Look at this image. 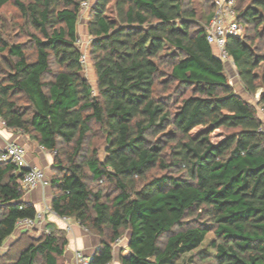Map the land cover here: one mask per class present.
<instances>
[{"label":"trees","instance_id":"16d2710c","mask_svg":"<svg viewBox=\"0 0 264 264\" xmlns=\"http://www.w3.org/2000/svg\"><path fill=\"white\" fill-rule=\"evenodd\" d=\"M111 1L94 0L86 24L94 91L77 46L79 0H12L25 40L0 21V118L53 152L50 208L99 237L89 264L110 262L124 231L119 264H197L209 230L206 264H264V128L206 40L213 0L200 11L193 0H113L109 16ZM238 1L244 31L226 48L264 106V0ZM158 75L170 92L158 93ZM92 124L104 133L101 158L87 147ZM154 167L164 172L148 176ZM14 170L0 161V246L36 212ZM46 227L7 264H64L65 233Z\"/></svg>","mask_w":264,"mask_h":264},{"label":"rangeland","instance_id":"374dc122","mask_svg":"<svg viewBox=\"0 0 264 264\" xmlns=\"http://www.w3.org/2000/svg\"><path fill=\"white\" fill-rule=\"evenodd\" d=\"M249 0H239L240 5H245L248 3ZM80 4V11H79V17L77 20L76 24V34H77V46L80 48L82 52V57H83V70L82 73L83 75L89 80L90 84L92 85L93 91L94 86H95V76H94V71L92 68V64L88 55V47H89V41L91 38V35L87 32L86 24L89 19V10L94 2V0H79ZM194 4L196 5L198 11L203 10L206 8V4L203 3L202 0H193ZM113 0L107 4L106 7V14L109 16H112L113 13ZM0 21L4 24V27L7 30V33L12 39H17V40H25L26 35L23 32H20L19 30V25L23 24V20L19 15V11L17 7L13 4L12 0L8 1L4 5L0 7ZM200 23H203V20L199 21ZM244 31V27H242V31ZM228 67L226 68V66ZM224 66H225V71L228 75L229 82L232 85L233 89L243 98L246 100L250 101L251 103L255 104L257 107V114L260 117L262 121V128H264V112L260 111L258 108L260 107V104L256 103V99L258 96V93L262 90L261 88L257 89V91L252 94L248 93L245 91L240 83V81L237 79L236 76V69L232 66L230 62L224 61ZM163 72L166 71V66L161 65ZM165 76V75H164ZM159 75L156 77V85L155 88L158 91L159 94H166L170 92L169 85L171 83H163L161 84L159 81ZM166 84V86H165ZM173 85V84H171ZM88 144L87 147H92L95 146L98 149V155L101 158L103 154V148H104V133L101 130L100 127H98L97 124H92V130L91 133L89 134L87 138ZM20 144L24 143L21 140L15 141ZM43 168V167H42ZM45 173L47 178L49 179L52 172L51 169H45ZM164 170H161L159 168H152L150 169L147 174L148 176L151 175H156L163 173ZM166 172V171H165ZM88 184L92 187L99 186V187H104L106 191H111L112 190V183H109L107 181H102V182H96L92 180L91 178H86ZM49 185V184H48ZM47 189H50V186H47ZM51 190V189H50ZM24 193V192H23ZM45 203V202H44ZM47 204L42 205L43 209L44 206ZM41 210V209H39ZM46 217V213H44ZM193 215H188L185 217V225H189L193 223ZM42 226L40 227H31V228H17L11 235L7 236L3 243L0 246V264H7L17 253V251L28 241L36 238L38 235H40L43 232H46V223L43 222ZM178 229L177 227L174 228V230ZM62 230V229H61ZM64 231V230H62ZM127 231H124L122 234V237L126 235ZM122 239V238H120ZM215 236L211 230H209L199 245V247L196 249L197 250V255H196V262L197 264H206L207 260L211 258L213 252H214V247L211 245L213 241H215ZM120 247H124V240L123 241H118L114 242L112 244V253L113 257L116 260L117 259V253L120 250ZM123 252H126L123 250ZM200 255H203L205 257L202 258ZM41 258L38 259L36 264H41Z\"/></svg>","mask_w":264,"mask_h":264},{"label":"built area","instance_id":"2783aa9c","mask_svg":"<svg viewBox=\"0 0 264 264\" xmlns=\"http://www.w3.org/2000/svg\"><path fill=\"white\" fill-rule=\"evenodd\" d=\"M213 4L212 16L204 25L206 40L217 57L230 62L233 66L226 48V38L242 33L243 24L236 17V0H213ZM80 59L83 62L82 55ZM258 109L264 112V106H260ZM0 123L3 124L1 118ZM25 151V146L15 141H9L0 148V161L10 162L15 166L14 171L20 172L19 182L23 192L37 186H46L49 184V179L41 166L26 163ZM44 213L57 215L50 208V205H45L44 209L36 210L33 217H21L17 219L15 227L25 229L40 227L44 221ZM60 217L63 219L67 218V216ZM66 229L69 230V225H67ZM120 240L118 238L115 242ZM89 258L81 249L76 248L73 251L72 260L64 264H89ZM106 264L111 263L107 262Z\"/></svg>","mask_w":264,"mask_h":264},{"label":"crops","instance_id":"0c3cea01","mask_svg":"<svg viewBox=\"0 0 264 264\" xmlns=\"http://www.w3.org/2000/svg\"><path fill=\"white\" fill-rule=\"evenodd\" d=\"M18 140H21L24 143L26 150L25 161L27 164H36L49 170L53 160V152L51 150L44 148L43 146L39 145L36 141L24 136L20 133V131L8 128L4 126V124L0 123V148L9 141ZM47 186L49 185L37 186L35 188L24 191L22 199L24 201L32 203L36 210L43 209L42 205H49L50 198L52 195L51 190L47 189ZM48 221L52 222L57 228L64 230L65 236L67 238V244L63 252L64 263L72 260L73 251L76 248L81 249L84 254L89 257L92 255L99 243V237L96 234L89 232L85 227L79 224L72 217H67L66 219H63L60 216L46 213V217L44 216L43 222L47 223ZM67 225H69V230L66 229ZM16 229L17 227L14 228L13 232ZM121 238V241L124 240L125 246L127 233L124 237ZM123 250L127 251L126 248ZM110 263L119 264L118 260H115L114 257H112Z\"/></svg>","mask_w":264,"mask_h":264}]
</instances>
